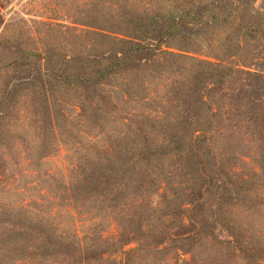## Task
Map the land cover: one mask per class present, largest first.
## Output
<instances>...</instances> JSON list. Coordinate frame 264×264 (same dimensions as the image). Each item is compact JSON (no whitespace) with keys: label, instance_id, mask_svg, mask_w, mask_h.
I'll list each match as a JSON object with an SVG mask.
<instances>
[{"label":"trees","instance_id":"trees-1","mask_svg":"<svg viewBox=\"0 0 264 264\" xmlns=\"http://www.w3.org/2000/svg\"><path fill=\"white\" fill-rule=\"evenodd\" d=\"M4 1L7 0H0V6ZM78 9L82 10L83 18L76 22L93 27L92 30L103 37L98 46L89 48L86 57L75 54L76 49L70 42L55 51L52 43L38 52L28 51L13 37L18 30L10 27V22L0 25V148L11 150L16 137L20 144L29 138L36 147L42 132L46 138L48 133L55 134L57 140L59 129H66L71 123L60 111L61 100H67L65 95L77 99L81 109L77 114L83 118L84 128L100 117L106 119L103 111L107 109L102 105L110 101H105L97 83L112 74L131 72L138 76L129 86L138 88L140 79L144 78L143 58H148L149 52L161 51L164 47L168 55L194 59L196 67L170 82L167 100L173 114L154 116L152 122L162 118L159 132L143 135L141 143L117 139L109 151L104 147L99 149V155L96 152V161L87 154L68 161L72 164L70 184L62 185L67 198L76 203L98 200L111 204L114 200L117 205L125 199L133 202L131 214L119 224L125 230L119 228L112 240L91 234L87 240L88 225L81 231L78 227L75 229L64 219H57L59 213L55 214L53 226L38 223L40 218L21 221L18 216L25 205L16 204L17 211L11 212L12 208L0 203L2 211L6 212L0 222L17 224L16 227L9 225V234L0 236V254H6L10 248L21 253L22 244L29 241L31 248L38 249L35 246L42 245L51 250L53 256L66 252L64 256L68 255V261H63L67 264H90L89 260L96 254L100 256L103 248L105 252L112 246L115 251L120 242L119 247H123L145 239L148 247L171 244L183 254L201 246L203 261L216 256L218 264H227L228 259L234 261L229 264H264V242L256 230L251 233L247 228L229 225V238L219 240L214 235L209 208L218 190L226 188L217 181L214 172V143L219 126L223 127L222 135L231 139H245L247 131L254 137L255 130L264 158V121L259 117L264 106L250 97L248 89L239 87L235 96L225 91L253 77L264 80V7L256 8L255 0H89ZM13 16L22 21L17 13ZM3 18L0 11V20ZM62 50L73 53L64 54ZM190 53H199L201 57ZM41 62L52 68L39 69L37 76H31L30 66ZM166 66L170 68L171 64ZM25 94L31 99L22 104ZM23 107L29 109L30 114H18ZM97 115L99 117L95 118ZM233 115L237 116L235 121ZM155 135L157 138L151 139ZM93 143L97 144L86 140L85 145ZM3 165L0 161V169ZM2 174L3 169L0 189L3 188ZM178 176L185 181L175 178ZM142 177L164 179L155 197L149 193V206L137 195H129L131 186L135 192L141 190L143 182L139 187L137 178ZM174 181L182 188L176 190ZM151 184L148 181L142 190L151 191ZM225 190L221 196H225ZM231 199L218 196L217 210L223 212L225 203L229 204ZM239 199L244 205V200L251 196L244 193ZM151 215L162 217L165 222L146 229L144 224H149ZM229 215L224 218L229 220L232 217ZM99 223L94 221L95 225ZM135 250L124 249L120 264H129ZM182 262L189 263L185 257Z\"/></svg>","mask_w":264,"mask_h":264},{"label":"rangeland","instance_id":"rangeland-1","mask_svg":"<svg viewBox=\"0 0 264 264\" xmlns=\"http://www.w3.org/2000/svg\"><path fill=\"white\" fill-rule=\"evenodd\" d=\"M58 1H4L3 5L0 6V11L4 16L2 21L0 20V25L3 22H10L12 24L10 27L18 30L16 36H12L19 42L20 47H25L28 51L38 52L40 48L44 49L50 43H52L55 51V49L59 50L65 43L70 42L73 49H76L75 54L86 57L89 48L92 45L98 46L103 39L102 36L92 30L93 27L76 22V19L83 18V12L78 7L89 0ZM104 1L108 2V0ZM255 6L258 9H263L264 0H255ZM14 13L20 15L22 21L15 19ZM10 18L12 19L10 20ZM5 44L11 45L6 42ZM105 45L112 47L113 44ZM161 49V51L158 49L155 52H149L146 54L148 58H143L145 61L144 78L140 79L138 88L133 89L129 86V84L136 82L138 76L131 72L112 74L111 77L97 83V89L102 95H105V101H110L108 104L103 103L102 105L103 109H107L103 111L106 113V119L100 117L95 123L84 128V120L77 114L81 110L78 107L77 99L65 95L67 100H61L60 111L71 120V123L66 129H59L57 140H55V134L48 133V138H46L42 132L38 138L40 144L36 147L29 138L20 144L19 138L16 137L13 138L11 150L0 148V161L4 163L1 167L3 169L1 186L3 188L0 189V203L12 208L11 212L17 211L16 204L25 205V210L18 216L21 221L24 219L34 221L40 218L41 222L38 223L49 226L52 223L53 226L55 225V214L59 213L60 216H56V218L64 219L66 224L75 226V229L78 227L81 231L83 227L88 225L87 240H89L90 234L92 236L103 235L106 237L105 239L111 240L113 236H117L118 229L121 228L119 224H121L122 219H126L131 214L133 202L130 203L125 199L124 202L117 205H115L114 200L111 201V204L98 200H89L92 201L90 203L87 201L76 203L67 198L65 187L62 185L68 186L70 184L69 175L72 164L68 162L69 160L73 161L74 158L87 154L92 161H96V152L99 155V149L104 147L109 151L113 144H116L115 140L117 139L141 143L143 135L150 136L159 132V128H161L162 122L160 120L162 118H156L152 122L154 116L173 114L171 113L172 110L170 112V102L167 100L168 90L171 87L170 82L182 77L187 69H194L196 63L192 58L168 55L165 53L164 47ZM171 49L179 52L175 48ZM62 52L64 54L73 53L68 50H62ZM189 55L201 57L199 53H190ZM139 59L140 57L135 58V61ZM168 63L171 64L170 68L166 66ZM49 66L46 62L44 64L43 62L41 64L35 63L30 66L29 74L37 76L39 69L47 70ZM161 66L163 67L161 68ZM256 78L258 77H253L248 82L242 81L235 84L231 89H225V91L231 92L235 96L239 87L248 89L250 90V97L255 98L256 102L264 106V80ZM66 92L61 93L64 95ZM30 99L31 96L25 94L22 104ZM114 108L117 110L114 111ZM261 109L259 117L261 121L262 118L264 121V108ZM18 114L28 115L30 110L23 107ZM98 117L99 115L95 116V118ZM236 117L233 115L234 121ZM76 122L77 127H75ZM129 123L135 126H131ZM217 123L219 124L220 121L218 120ZM259 127L261 128V123ZM247 132L245 139L238 137L231 139L227 135H222L223 127L219 126L218 135H215V177L220 184L226 187V190H218V196L224 200L228 197L232 198L229 204L225 203L222 208L223 212L217 210L218 196H215L209 204V208L212 210L211 220L213 221L214 235L219 240L229 238L227 227L233 225L234 228H247V231H251V233L256 230L259 239L264 242V158L256 138V136L259 138V135L255 133V130L253 135L256 136L254 137L250 135L252 134L251 131ZM156 138V135L151 137V139ZM86 140L89 143L93 141L97 144L85 145ZM160 178L162 177L137 178L139 187L140 183L143 182L142 188L148 181L153 183L150 186L151 191L141 188L135 192L134 186H131L129 195L131 197L137 195L149 206L147 197L149 193L155 197L157 191L161 189L164 179L160 180ZM175 178L179 181L181 179L185 181L184 177L181 176ZM174 182L176 190L182 188L180 184H177L178 181ZM223 190H225V196H221L224 194ZM244 193L251 196V199L244 200V205H242L239 195ZM254 197H256L255 200L251 201ZM98 207L102 208L98 209ZM80 211L85 212L79 214ZM5 213L0 206V219L5 217ZM96 213H101V215L96 216ZM228 213L231 214L229 217H232L226 220L224 217H227ZM90 215L95 216L87 219ZM161 218L151 215L149 224H144V227L147 229L149 226L164 223L165 220ZM94 221H100V223L95 225ZM9 225L16 227L17 224L0 222V236L9 234L7 233ZM121 229L125 230L124 228ZM34 237H37L36 233ZM145 243V239H140L123 247H119L122 245L120 242L119 245L115 246V251H112V246L109 247L110 250L106 249L105 252L103 248L101 253L104 257H100L102 254L100 256L96 254L89 260L90 264H120V258L123 256L122 251L128 248L136 249L129 264H218L215 260L216 256L207 257L203 261L204 255L201 246L190 253L183 254L171 244L148 247ZM22 246L21 253H16L10 248L6 254H0V264H67L68 255L64 256L66 252L60 256H53L50 253L51 250L49 251L42 245H34L39 247L38 249L31 248L29 241H25ZM1 252L5 253V250H1ZM184 257L188 259L189 263L182 262ZM63 259L67 261H63ZM232 262L234 261L231 259L227 260V264Z\"/></svg>","mask_w":264,"mask_h":264}]
</instances>
